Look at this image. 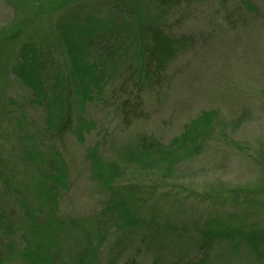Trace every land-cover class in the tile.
I'll return each mask as SVG.
<instances>
[{"label":"rangeland","instance_id":"rangeland-1","mask_svg":"<svg viewBox=\"0 0 264 264\" xmlns=\"http://www.w3.org/2000/svg\"><path fill=\"white\" fill-rule=\"evenodd\" d=\"M166 1L0 0V264L88 254V264H264V0ZM113 5L121 15L104 14ZM72 15L125 29L110 49L98 46L109 83L80 107L62 99L71 122L54 135L46 100L38 105L21 74L38 70L43 94L53 84L52 96L72 91L77 75L56 31ZM151 20L186 38L158 71L132 59ZM142 135L179 143L168 170L154 157L138 164ZM54 154L55 204L35 168ZM110 162L120 167L113 180ZM129 217L137 222L124 226ZM89 245L93 253L78 252Z\"/></svg>","mask_w":264,"mask_h":264},{"label":"trees","instance_id":"trees-1","mask_svg":"<svg viewBox=\"0 0 264 264\" xmlns=\"http://www.w3.org/2000/svg\"><path fill=\"white\" fill-rule=\"evenodd\" d=\"M168 3L169 6L174 4L173 0H167L166 2H161V5L165 6V4ZM103 10V9H101ZM122 10L117 9L116 6H112V8L106 9L104 14L108 15H121L120 12ZM94 17L91 16L88 19L80 18L76 15H72L70 17L69 22H59L60 25L57 27L59 42L62 43L64 46V49L66 50L67 54L69 55L70 62L72 63V68L74 73H76L77 81L76 85L73 86L72 91L68 90V85L66 86V96H62L64 89H62L59 93L51 95L53 92L54 84L51 87V94H43L40 91L42 90V82L39 79V73L38 70H33L31 74H21L22 79L24 80V83L28 88L35 93V101L39 104H42V97L46 100L45 103V110H46V116H44L46 119L48 126L46 130L53 129V134H60L64 130L68 129L70 124V111L66 112V105L64 104V100H67V97L74 98L77 105L80 107L84 105V103L91 100V97L96 92H100L102 90V86H105L106 83H109L108 81L111 78V74H108L106 70H110L108 68H101V63L99 59V53H98V46L101 43L102 45L105 44L104 47L109 46L113 41V39H117V36L122 34L124 32L125 27L117 26V29L114 31H108L105 28V24L103 20L101 21L98 19H93ZM113 20V19H112ZM113 22V21H112ZM116 25V24H115ZM144 30V35H142V47L141 51L138 49L134 50L135 53H132V59L137 56V58L142 61V67L144 68H150L153 67V69H156L157 71L160 70V68H164L168 61L174 57V55L179 51L180 47L184 46L186 42V38H181V40L170 38L167 34H164L160 28L156 25V21H149L148 23L141 26ZM113 32L115 34H113ZM119 32H121L119 34ZM113 38V39H112ZM123 40V39H122ZM100 44V45H101ZM108 48V47H107ZM93 49L95 52L93 54V58L90 55V52L86 54V51ZM139 51V52H138ZM125 56V53H124ZM92 58V59H89ZM30 68V67H29ZM151 69V68H150ZM105 74V76H104ZM86 124V122H84ZM84 124V125H85ZM89 124V123H87ZM84 129L81 128V130H75L76 136L79 137V141L83 140V132L88 131L89 126H87ZM201 133V131H200ZM178 140V138H177ZM137 143L138 146V152L136 155V160L139 165L146 164V160H148L151 157L156 158V161L154 158H152L153 163H156L157 166H159V162L162 164L161 167H163V170H168L172 163H167V160H171L173 158V152L178 148L179 143L175 144L174 146L164 147L162 146L157 140H155L151 136L142 135ZM136 143V144H137ZM30 151L28 154L31 155V152L35 153L34 150H28ZM195 151H197V148H195ZM186 155H189V151ZM56 160V154L53 156H49L47 158H41L39 157L36 159L35 168L39 173V177L42 176L43 179L39 180L38 185H41L40 183L42 180L44 183L49 185V188H51L49 191L45 190L41 197L44 198V200H50L51 203L55 204V200L57 197V187L56 185L59 184L61 180V175H58L59 173L55 170L56 167H54V163ZM158 160V162H157ZM45 162L47 166H44L42 163ZM104 165L101 163H96L95 168H99L100 166ZM105 166L110 167L111 171L109 175V180H113L116 178V175H119L120 173V167L115 162H110L105 164ZM106 173V169L104 170ZM119 171V172H118ZM45 177V178H44ZM107 180V183L109 182ZM56 184V185H55ZM109 187V186H107ZM53 188V190H52ZM111 190V189H110ZM42 198V199H43ZM53 206V205H52ZM56 206V205H55ZM125 207H127V204L124 202H118L115 205V209L118 212H124L125 213ZM53 208V207H52ZM55 208V207H54ZM132 219L129 217V221L127 220L124 222V226L130 227L133 226L134 222H137V219L135 221H130ZM130 222V223H129ZM127 224V225H126ZM207 235H210L212 237H241L243 234H239V232H233V233H227L226 231H214L209 230L206 232ZM248 236V239H246L247 244H249L250 248H252L253 251H255L257 242L256 237L253 236V233H250V236ZM253 236V237H252ZM245 237V236H244ZM92 249L90 245L86 248H81V253H93L91 252ZM9 254H6L4 258H8ZM2 258V259H4ZM1 261V259H0ZM90 261L89 254L87 257L81 258L80 260H76L74 264H88Z\"/></svg>","mask_w":264,"mask_h":264}]
</instances>
